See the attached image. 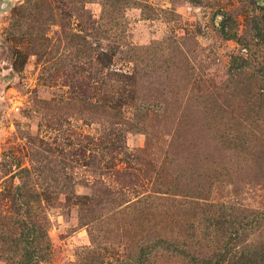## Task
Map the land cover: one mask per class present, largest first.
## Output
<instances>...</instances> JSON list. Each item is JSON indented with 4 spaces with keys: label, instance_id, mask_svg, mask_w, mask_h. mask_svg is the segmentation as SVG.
Returning <instances> with one entry per match:
<instances>
[{
    "label": "rangeland",
    "instance_id": "rangeland-1",
    "mask_svg": "<svg viewBox=\"0 0 264 264\" xmlns=\"http://www.w3.org/2000/svg\"><path fill=\"white\" fill-rule=\"evenodd\" d=\"M0 264H264V0H6Z\"/></svg>",
    "mask_w": 264,
    "mask_h": 264
},
{
    "label": "water",
    "instance_id": "water-1",
    "mask_svg": "<svg viewBox=\"0 0 264 264\" xmlns=\"http://www.w3.org/2000/svg\"><path fill=\"white\" fill-rule=\"evenodd\" d=\"M9 5L8 1L6 0H0V10H4Z\"/></svg>",
    "mask_w": 264,
    "mask_h": 264
}]
</instances>
